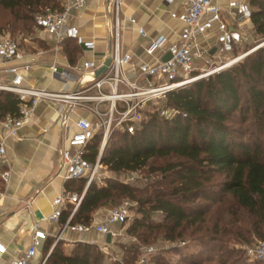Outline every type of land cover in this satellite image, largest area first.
<instances>
[{
	"label": "trees",
	"instance_id": "1",
	"mask_svg": "<svg viewBox=\"0 0 264 264\" xmlns=\"http://www.w3.org/2000/svg\"><path fill=\"white\" fill-rule=\"evenodd\" d=\"M64 2L0 0V34L29 35L37 30V15L59 11ZM248 4V30L264 38V0ZM48 46L44 39L30 50ZM62 46L69 63H76L80 46L68 39ZM18 104L16 95L0 90V118L17 115ZM162 105L176 110L175 116L166 119L148 113L133 134L115 132L101 157L105 170L113 174L144 171L148 177L155 174L154 181L136 185L95 178L69 220L89 225L97 209L127 199L135 204V215L126 233L136 241L121 246V260L108 263L97 244L77 242L67 254L62 242L54 246L47 238L43 246V253L49 252L46 264H135L143 248L159 239L169 248L153 255V264H248L241 250L231 244L264 240V46L170 92ZM235 122L239 127H232ZM100 143L101 136L96 135L88 144L86 158L92 163ZM160 159V165L152 164ZM69 183L71 191L81 194L87 178ZM72 207L69 204L63 210L61 225ZM181 242L198 248L181 253ZM170 252H180L174 262L166 255Z\"/></svg>",
	"mask_w": 264,
	"mask_h": 264
},
{
	"label": "built area",
	"instance_id": "2",
	"mask_svg": "<svg viewBox=\"0 0 264 264\" xmlns=\"http://www.w3.org/2000/svg\"><path fill=\"white\" fill-rule=\"evenodd\" d=\"M177 1L180 2V11L169 12L171 18L181 23L176 39L170 41L163 35L150 39L144 48L146 58L138 59L120 50L118 5L117 0H113L111 6L115 25L112 48L106 56L80 59L69 65L70 71L75 74L74 86L66 85L59 90L23 84V72L36 64L37 56L44 54L46 49L27 53L10 37L0 36V78H7L0 80V90L13 93L19 100L17 115L7 114L0 118V126L6 131L5 136L0 137V178L4 184L7 185L11 177L7 168L5 139L17 136L40 101L55 104V119L67 134L73 110L83 109L89 113V119L80 117L74 122L77 129L67 136V146L57 149L64 179L69 181L86 177L87 188L95 178L102 177L100 171L105 167L101 164V157L115 132L133 134L148 113L172 118L176 110L162 105L167 94L236 63L254 50L251 48L241 55H232L235 45L248 38L251 9L247 2L230 0L224 11L217 0H164L167 5ZM85 6L86 0H65L61 10L46 11L36 16V28L49 37L50 50L60 51L66 39L74 41L84 50H93L94 42L84 39L77 27L68 23L71 14ZM138 33L146 36L142 28ZM168 54L170 58L164 61ZM106 59H110V64L105 72L97 75ZM49 68L52 75L59 72L56 62L51 63ZM96 135L101 136V143L96 160L92 163L86 158V152ZM84 193L64 192L53 200L54 209L46 217L51 223H59L66 206H73L67 221L54 238V244L61 239L65 230L79 233L95 231L103 236L111 234L113 238L116 233L112 227L126 222L128 209L122 205L109 210L100 224H70L69 220L79 207ZM30 231V244L11 264H31L38 249L43 247L48 236L40 223L34 222ZM6 251V246L0 243V255ZM152 251V248L146 249L147 253ZM246 253L251 260L264 262V240L247 248ZM48 255L49 252L40 264H46ZM138 264H146L145 258H141Z\"/></svg>",
	"mask_w": 264,
	"mask_h": 264
},
{
	"label": "crops",
	"instance_id": "3",
	"mask_svg": "<svg viewBox=\"0 0 264 264\" xmlns=\"http://www.w3.org/2000/svg\"><path fill=\"white\" fill-rule=\"evenodd\" d=\"M229 1L217 0L224 11L227 10ZM238 1L248 3L249 0ZM112 3L113 0H86V6L69 17L68 23L76 26L84 39L94 42L93 50L80 47L78 60L106 56L112 48L115 25ZM117 5L120 50L135 58H146L144 48L150 39L163 35L174 41L181 30V23L171 18L169 13L171 10L180 11L179 1L167 5L164 0H117ZM139 28L144 29L146 36L139 35ZM41 34L49 46L27 51L46 49L44 54L37 56V63L23 72V84L52 90H59L66 85L73 87L75 74L68 67L71 64L64 49L58 52L50 50L49 37ZM53 62L59 67V72L55 75H52L49 68ZM2 79L7 78H0ZM55 116V104L40 101L17 136L5 139L7 168L10 169L11 177L7 185L0 178V243L7 248L6 253L0 255V264H11L28 247L31 240L30 228L34 222L40 223L48 240H54L63 226L46 220L54 209L53 200L56 197L64 192H75L70 190L69 181L63 177L64 171L57 149L67 146V136L77 129L74 122L80 117L89 119L90 115L83 109L73 110L68 122V134L63 132ZM5 134L6 131L0 126V137ZM83 191H86V186ZM108 209H97L91 223H102L106 217L103 213ZM112 240L113 238L111 242ZM59 241L63 243L67 254L77 242L99 245L103 241L104 244H110L106 243V236L95 231L79 233L65 230ZM45 256L43 247L38 249L31 264H40Z\"/></svg>",
	"mask_w": 264,
	"mask_h": 264
},
{
	"label": "rangeland",
	"instance_id": "4",
	"mask_svg": "<svg viewBox=\"0 0 264 264\" xmlns=\"http://www.w3.org/2000/svg\"><path fill=\"white\" fill-rule=\"evenodd\" d=\"M4 35L12 38L13 40H15L26 51L32 49L33 47L34 48L37 47L38 42L44 40L43 35L36 29H34L33 33H31L29 35H24V34L18 33V32H16L13 36L10 35L7 32L6 33L4 32V34H0V36H4ZM247 37L248 38L243 43H239L238 42L239 44L238 43L236 44V46H235L236 48H235V51H234V56L241 55L242 53L247 52L251 48H257V47H259V45L264 44V38H260L257 35L253 34L252 30H248L247 31ZM248 53H250V52H248ZM211 68H213V67H211ZM243 95H246L245 90L243 92ZM244 126H246V124H244ZM232 127H236L237 128V127H239V124L236 123V122L232 123ZM238 137H239V139H246V137H244L243 135L242 136L239 135ZM172 160L173 161H177V158L170 159V161H172ZM162 162H163V160L160 159V160H155L152 164L153 165H160ZM100 175L103 178H106V179L115 178V179H117L119 181H122V182H125V183H132V184H136V185L148 184V183L154 181L153 179H155V177H156L155 174H153V176H151V177H148L147 173L144 172V171L137 172V173L123 172V173H120V174L116 175V174H113V173H111V172H109V171H107L105 169H101ZM122 205H126V207L128 209L127 210L126 223L123 224V225H117L116 227L113 228L115 233H116V236L113 237V240H112V242L109 245L104 244L103 241H100V243L98 245L99 250L102 253L105 254L106 261L108 263H113L115 260H121L122 257H123V251H122V247L121 246L128 245L129 243H131L133 241L134 242L136 241L135 238L129 236L126 233V228L130 224L131 219L133 218V216L135 215V211H134L135 204L133 202H131V201L127 200V199H122V200L118 201L116 204L112 205L108 209V211L104 212L103 214H105V216H107L109 210L118 208V207H120ZM52 241H53V244H54V240H52ZM259 241H261V240H256V239L252 238L249 243H238L239 241L235 242V243L232 242L231 247H236L237 249H240L241 252H242L241 253V258L245 262H247L248 264H264V263H260V262L251 260L247 256V253H246V249L247 248L254 247ZM179 247H180V252L184 253V254L185 253H189L192 250H195V249L198 248L197 245H195V244H193L191 242H189V244L188 243L185 244V242H184L183 245L179 244ZM147 248H152L153 251L147 253L146 252ZM163 248H169L168 244L165 243L164 241H162L161 239H159L154 245H151V246L143 248V251L140 253L139 260L141 258H145L146 264H153L151 262V258L153 257V255H155L159 250H161ZM180 252L179 253L178 252H170V253H168L166 255H167L168 259H170L171 262H174L175 259L179 256ZM138 261L135 264H138Z\"/></svg>",
	"mask_w": 264,
	"mask_h": 264
},
{
	"label": "water",
	"instance_id": "5",
	"mask_svg": "<svg viewBox=\"0 0 264 264\" xmlns=\"http://www.w3.org/2000/svg\"><path fill=\"white\" fill-rule=\"evenodd\" d=\"M214 50H212L211 52H213ZM168 58H170V55L168 54V55H166L165 57H164V61L165 60H167ZM110 64V59H106V61H105V64H104V66H102L98 71H97V75H99V74H101V73H103V72H105L106 71V69H107V66ZM111 234H107L106 235V243H111ZM56 244H54V246H55ZM53 246V247H54ZM52 247V248H53Z\"/></svg>",
	"mask_w": 264,
	"mask_h": 264
},
{
	"label": "bare ground",
	"instance_id": "6",
	"mask_svg": "<svg viewBox=\"0 0 264 264\" xmlns=\"http://www.w3.org/2000/svg\"><path fill=\"white\" fill-rule=\"evenodd\" d=\"M262 43V42H261ZM260 44V43H259ZM258 46V45H257ZM261 46H264V44H261V45H259V47H261ZM254 49H256V48H254Z\"/></svg>",
	"mask_w": 264,
	"mask_h": 264
}]
</instances>
